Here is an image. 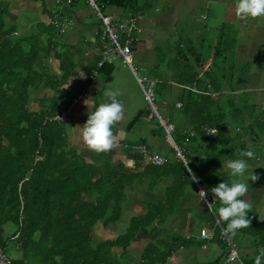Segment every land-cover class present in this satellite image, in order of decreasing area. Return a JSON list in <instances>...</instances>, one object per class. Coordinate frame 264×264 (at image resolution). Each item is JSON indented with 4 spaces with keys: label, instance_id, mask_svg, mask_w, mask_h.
I'll return each instance as SVG.
<instances>
[{
    "label": "trees",
    "instance_id": "obj_1",
    "mask_svg": "<svg viewBox=\"0 0 264 264\" xmlns=\"http://www.w3.org/2000/svg\"><path fill=\"white\" fill-rule=\"evenodd\" d=\"M156 2L98 0V5L102 10L120 9L128 17H145ZM14 30L4 25L0 13V252L8 256V243L15 244L21 257L11 259V264H121L123 253L137 233L165 223L187 192L197 193V185L209 190L224 181L231 183V170L224 169L221 160L249 150L248 142L252 148L264 142V103L248 104L245 93H235L228 82L234 77L238 41V31L229 23H222L216 30V40L207 45L210 63L206 64L192 44L178 39L171 46V58H166L172 79L157 75L160 84L154 90L156 97L170 85L177 88L170 108L161 112L163 119L175 127L171 138L184 161L170 148L172 158H166L162 166L140 168L137 163L131 170L107 161L87 164L68 144L64 124L51 120L62 86L76 67L70 47L62 45L60 75L51 74L45 59L53 49L55 30L46 26L35 40L13 37ZM100 33L102 36V30ZM41 56L44 60L37 67ZM98 61L99 56L88 71L96 70L107 83L114 64L98 69ZM42 85L51 88L56 97L50 101L49 110L42 107L31 111L29 93ZM220 96L225 100H219ZM145 115H149L148 109L140 111L128 127ZM176 116L189 121V132L175 121ZM157 125L165 138L158 120ZM215 128L216 135L208 134ZM243 158L250 163L251 159ZM192 173L199 182L192 180ZM162 182L163 199L145 202L146 213L133 216L123 234L112 240H95V227H113L120 221L127 192L138 186L152 193ZM207 199L214 200L210 191ZM221 206L219 201L214 202L206 208L204 217L214 229L213 239L225 246L227 241L220 228H226L227 222L216 225ZM255 209L250 207L249 212ZM250 220L251 225L239 236L251 237L249 245L254 254L245 264H254L264 248V220L259 222L257 213ZM167 250L161 256L145 258L144 264L164 262L170 254Z\"/></svg>",
    "mask_w": 264,
    "mask_h": 264
},
{
    "label": "crops",
    "instance_id": "obj_2",
    "mask_svg": "<svg viewBox=\"0 0 264 264\" xmlns=\"http://www.w3.org/2000/svg\"><path fill=\"white\" fill-rule=\"evenodd\" d=\"M201 1L202 0H157L156 6L158 7V10L162 9V12L159 15H155V18L154 16L151 17L149 15H146L147 18L140 16L141 18L138 26L140 27L141 31L139 33L138 42L135 46L136 49L134 48L135 51L137 52L143 49L142 42H139V40L142 39L141 37H143L141 36L143 30L141 24L147 23L148 25L156 24L158 26L159 24H162L165 26L164 28L167 32L165 33L164 30L162 31L166 34L162 39V44H157L154 46L153 50L149 49L150 54H155L156 56L159 50L165 49L166 58L169 59L168 55L171 54V46H173L174 42L178 39L182 40L186 45L192 44L198 51L199 48H202L207 52V41L211 39L214 40V38L210 39L208 34L200 36L199 34L201 33H198L199 28L196 30V32H192L195 26L185 29L188 18H191L190 14L194 12L196 5L197 7L201 5ZM5 2L6 6L4 5ZM219 2L225 3V6L228 7L225 19L226 21L222 23L227 24L228 21L230 23L233 14L236 12L237 0H219ZM83 7L84 6L76 3L65 8L74 23L69 27V30L71 29L68 33L69 37L63 38V40L58 39L59 36L67 34V29L62 35H58V33L54 31L55 35L51 38V48L53 49L45 59L48 72L51 74L60 75V52L58 49L62 48L63 44L70 47L71 52L74 53V58L77 63L75 69L72 71V74L63 84V92L61 97H58V100L62 98L67 99L68 97L81 93L87 94V96L80 100L79 103L73 108L72 122L64 124L68 144L87 164L99 165L103 161H107L114 166L122 164L128 170L135 168L137 163L139 164L140 168H143L142 156L136 150L125 148V145H144L152 154H162L163 157L167 159L172 158L171 149L168 147V145H166L165 138L157 131L154 125H150V130L146 133L148 142L143 138L139 140V144L130 140H126L125 138L128 137L130 131L134 127H128L130 121L126 125H122L126 119V114H124L122 121L114 125L113 131L115 134L117 147L113 151L107 153H96L95 151L90 150L83 142L82 130L83 125L88 119L89 112V109L84 104V100L89 97L95 98V104L97 106L100 103L109 102L108 98L104 96V92L107 89V85L113 80L111 76V80L106 83L102 75L97 74L95 77H93L92 71H88L89 66L94 63L95 58L98 56L96 52V46H98L99 42L101 41V27L100 25H93L87 21L86 17H88L87 15L89 10H84ZM57 9L58 6L56 4V0H0V13L4 14L5 16L4 20L2 19L4 25H6L5 23L8 22L10 24L9 27H14L15 30L12 32V36L18 38H26L28 33H31L34 28L35 31L39 28H42L43 31V28H46L47 26L46 23L54 16V14L57 12ZM108 9L118 10V14L114 16L121 18H123V16L125 17V12L120 9L114 7ZM207 14L200 13L197 17L193 16L192 19L195 23H200L208 19L209 15ZM126 16L128 18L127 14ZM247 20L248 19H242L240 17V20L237 19L235 23L238 21L242 23L243 21ZM260 20L261 22L259 23H256L257 20L256 22H253V25L256 28L254 33L252 31L245 33L243 31L245 26H241L240 30H238L242 32L240 33L241 36L239 35L240 39L238 37L236 47L239 48V51H242L243 54L245 51L252 52L251 50L254 48L260 49L261 47H264V19L260 18ZM249 21L251 22L252 19H249ZM73 27H76V30H72ZM216 28L214 29L216 30ZM205 30H207V28ZM145 37L146 36L143 38ZM149 53L145 57L147 60L151 61V56ZM90 58L92 59L90 60ZM157 59L158 57L156 56L155 63L157 62ZM43 60L44 59L41 56L38 59V64H36V66L40 67ZM235 70L236 71H234V75L235 73H238V69L236 67ZM153 78L159 79L157 75H155ZM257 89L259 93L258 99H262L261 104H263L264 85L257 86ZM55 94L56 93L51 88L45 85L40 86L38 89H32L29 93V109L36 112L39 111L40 108L46 107L47 110H49L51 105L50 101L53 99V97H56ZM118 99L120 100V98ZM90 110L94 111L95 109L92 108ZM142 110L145 111L146 109H139L137 114ZM149 115L141 117L139 121L142 119H145V121H151L152 118ZM175 121L182 124L186 132L190 131L191 126L188 120H181L179 116H176ZM137 123L138 122L135 124ZM142 142L144 143L141 144ZM148 143H151L154 151H152ZM253 151H255V155L264 157V147H259ZM230 157L221 160V163L223 161H227L230 159ZM258 160L259 158L256 159V161ZM251 166H249V168L253 170L255 167L254 164ZM237 178L239 179V177ZM164 187L165 182H162V184H160L158 188L152 193L138 186L135 187L134 191L127 192L128 198L124 203H122V210L124 211L120 221H118V223L113 227L102 228L101 225L97 226L99 230L98 237L103 240H112L123 234L126 231L129 220L133 216L143 215L146 213L147 210L145 208V202H157L163 199ZM197 194L198 193L187 192L174 213H172V215L168 217V219L162 225H154L152 228L149 227L141 229L137 233L136 237L132 240L126 251L123 253L122 258L120 259L121 264H144L145 258L156 257L157 255L161 256L166 251H168L167 249H170V254L168 257H166L165 261L159 262L155 260L152 264H239L238 262H229L227 260L228 255L225 256L224 248L228 246V243L223 246L218 241L213 239L214 229L209 225V222H207L204 217V214L207 212L206 208L208 207L205 208L203 204H201V198ZM256 211L257 220L259 219L258 221L262 222L264 220V210ZM254 215V212L251 211L248 213L247 218L253 219ZM217 221L218 220H216V225H219L220 223ZM201 230L212 232V238L209 240L201 238ZM96 231L97 230H95V233ZM226 234L228 240L238 252L240 262L245 264L244 260L252 257L254 254L252 247L249 245V240L251 237L245 236V238H243L244 236H242L240 240L241 243L238 242L237 245L235 240H230L229 234L227 232Z\"/></svg>",
    "mask_w": 264,
    "mask_h": 264
},
{
    "label": "rangeland",
    "instance_id": "obj_3",
    "mask_svg": "<svg viewBox=\"0 0 264 264\" xmlns=\"http://www.w3.org/2000/svg\"><path fill=\"white\" fill-rule=\"evenodd\" d=\"M78 4H80L81 6H84L83 7L84 10L85 9L89 10L88 15H87L88 17H86L87 21H89V23H91L93 25L94 24H97L98 26L100 25L101 30H102V26L99 23V20L97 19L95 13L91 10V8H89L86 5L85 0H79ZM200 4L201 5H199L198 7L196 5L194 12L192 14H190L191 18H188L185 29H188L191 26H195V28L193 29L192 32H196V30L199 28L198 33H201V34H199L200 36L208 34L210 39L214 38V40H216V30L218 29V27H220L222 22L226 21L225 19H226L228 7L225 6V3H220L219 0L218 1L202 0ZM4 5L6 6V2ZM156 7L157 6L155 4L154 8L152 10H149V12H147V16L148 15L151 17L154 16V18H155V15H159L162 12V9L158 10V7L157 8ZM101 13L103 15L112 16L113 18H118L120 20H124L127 18L126 13H124L125 17L123 16V18L114 16V15L118 14V10H115V9H113V10H109V9L106 10L105 9V10H102ZM200 13H205V14L208 13L207 15H209V17L205 21H202L200 23H195L193 21L192 17L193 16L197 17ZM4 18H5V16H4V14H2V19L4 20ZM144 18H147V17L145 16ZM260 18L264 19L262 17H257V18L248 17V18H246V19H248L247 21H243L242 23L238 21L237 23H235V21L237 19L240 20V17L237 16V14L235 12V14H233V16L230 20L231 22L229 23V21H228L227 23L231 24V26L233 28H235L237 31L240 30L241 26L242 27L245 26V28L243 30L245 33L248 31H250V32L252 31L254 33L256 28L254 27L253 22L254 21L256 22V20H257L256 23L261 22ZM249 19L250 20L252 19V21H251L252 23L249 21ZM5 24H6L5 25L6 27L10 26V24L8 22ZM245 24H247V25H245ZM165 25L167 26L166 23H165ZM141 26L143 29L141 36H143V37L146 36L145 38L141 37L142 39L139 40L140 43L142 42V48L143 49L136 52L135 51L136 48H135L133 51V64L137 68L138 74L142 77L147 78V79H152L155 75H158L160 77H164L167 80H171L172 78L170 76H172V72L169 71V68L167 66L168 61H166L165 49L159 50L158 53L156 54V56L158 57L156 63H155V59H156L155 54L149 53L150 50H153L154 46H156L157 44H159V45L162 44V39L166 35L165 33H167L165 31V28H164L165 26H163L162 24H159V26H161V27H159L156 24L148 25L147 23L146 24L143 23V24H141ZM206 28H207V30H205ZM214 28H216V30ZM41 30H42V28H41ZM41 30L37 29L35 31V28H34L31 33H28L27 37L35 40V38L38 35H40ZM70 30L68 27L67 31H66L67 34H65L63 36H59L58 39L63 40V38H68L69 37L68 33L70 32ZM72 30H76V27H73ZM163 30L165 31V33L162 32ZM170 31H171V27H170ZM241 32L242 31H238V33H239L238 37H239ZM146 34H148V35H146ZM58 35H60V34H58ZM239 39H240V37H239ZM39 40H40V38H39ZM214 40L213 39L208 40L206 45H208V43L213 42ZM173 41H174V39H173ZM44 42H45V40L43 39V44H44ZM140 43H139V45H140ZM239 43H240V41H239ZM24 47H28L27 44H25ZM63 49L64 48H61L58 50H59V52L60 51L63 52ZM238 51H239V48L236 47V51L234 54V58H235L234 62H235V67L238 69V73H235L233 79H230V77H229L228 82H230L232 88L235 89V93H237V94H244L245 93V95L247 96V99H248V104L260 105L262 102V99H258L259 93H258L257 86L264 85V54H263L264 47H261L260 49L254 48L253 50H251L252 52L245 51L244 54L242 53V51H239V52ZM199 52L206 59L205 60L206 64L210 63L211 56L209 54H210L211 50L206 52L204 49L199 48ZM148 53L151 56V61L147 60V58L145 57ZM171 56H172V54H169L168 58H171ZM91 59L92 58H90V60ZM114 67H115V69H114V72L112 74L113 80H112V82H110V84L107 85L106 90L111 89L113 91H119L121 93L119 98H120V101L124 105V109H125L124 114H126L125 115L126 119L122 123V125H126L137 114L139 109H144V110L146 109L147 110L148 106H147V103L145 102V100H143L144 99L143 92L141 91V88L139 87V85L136 84L135 78L132 75V73L130 72V70L125 65H123L121 63L120 59L115 61ZM168 71H169V73H168ZM166 73H168V74H166ZM150 77H152V78H150ZM156 87L157 86H155V88ZM155 88H154V90H155ZM176 92H177V88L174 85H170L163 92L162 96L156 97V105L159 109L158 112L161 115V117L162 116L164 117V113H162L161 111H168V109L170 108V105L173 103L174 95ZM238 97L239 96H237V98ZM219 100L224 101L225 99H224V97L220 96ZM150 125H154V127H158L157 119L153 118L151 121H145V119H142L141 121H138V123L130 131V134L128 135V137H126L125 139L133 141L134 143H137V144H139V142H140L139 140L141 138L146 139V141L148 142L146 133L149 132V130H150L149 126ZM165 143H166V145H168L169 148H172L171 145L168 143V141H165ZM148 144L150 145L152 151H154L153 146H151V143H148ZM251 145H252L251 142H248V149L253 151V150L258 149L259 147L263 148L264 142H261L260 144H258V147L253 146V148H252ZM159 153H163V152H159ZM253 153L255 154V151H253ZM160 155H162V154H160ZM254 157H255V159L259 158V160L255 161V159L252 158L250 160L249 166L254 164L255 167L253 168V172L255 174L260 175V179L256 182H252L251 180L247 179L248 174L252 171L250 168H249V173H246L245 177H243V178L239 177V179L245 180V182H247L249 184V190L246 193V196L242 197L241 199H246L250 203L251 207L252 206L256 207L257 209H255L253 211L251 210L252 212H254V214H256L255 213V212H257L256 210H264V157L263 156L259 157L258 155H254ZM241 158L242 157H240L239 154H237V155L233 154L230 157V159H228L227 161H223L221 164H222L224 169L230 170L227 168L228 162L232 161V160H236V159H241ZM236 178L237 177H234V179H236ZM201 204H203V206L205 208L207 207V205L205 204L204 201H201ZM123 211L124 210H122V214H123ZM95 229L97 231L94 235V238H95V240H98L99 239L98 227H95ZM99 229H101V228H99ZM243 229L237 230L235 235L228 233L231 240H235L237 245H238V242L241 243V241H240L241 238L239 236H240V234H242ZM103 238H104V236H103ZM243 238H245V236ZM14 247H15V244L13 242L8 243L7 255L10 259H18L21 257L20 252L18 250H16ZM224 252H225V256H227L229 253L228 246L226 248H224ZM247 259H245V260H247Z\"/></svg>",
    "mask_w": 264,
    "mask_h": 264
},
{
    "label": "built area",
    "instance_id": "obj_4",
    "mask_svg": "<svg viewBox=\"0 0 264 264\" xmlns=\"http://www.w3.org/2000/svg\"><path fill=\"white\" fill-rule=\"evenodd\" d=\"M79 0H56L58 6L57 12L54 16L48 20L47 26H51L58 34L62 35L65 30L73 25V21L65 9L67 6L72 5V3H78ZM86 5L91 8L95 13L97 19L101 21L102 25V36L101 41L98 46H96V52L99 56V61L97 62V68H101L105 64H114L116 60L120 59L121 63L125 65L132 75L134 76L136 83L141 88L143 92V97L147 103L148 110L150 112V117H155L165 133V140L171 145L172 149L175 150L176 157L184 161L183 156L174 144L171 134L174 131V125L170 122L164 120L159 114V109L156 105V96L154 92L155 86L160 84V80L153 78L147 79L138 74L137 68L133 64V51L138 42L139 33L141 31L138 26L140 22V16L128 17L124 20L118 18H113L109 15H103L101 13L102 8L98 5V0H85ZM97 75L96 70H92V76ZM87 96L86 93H81L68 97L67 99H59L57 104V111L54 113L51 120L59 124H67L72 122L73 108L79 103L80 100ZM180 103L176 104V107H180ZM62 119H57V116ZM211 130L209 129L208 132ZM125 148H130L136 150L142 156V166H162L166 162V158L157 154H152L144 145L138 146H128ZM198 192L201 187L198 185ZM208 201V199H207ZM207 205V203H205ZM208 207V206H207ZM209 208V207H208ZM221 234L226 239L229 245V253L227 260L229 262H238L243 264L239 260L238 252L235 247L228 240L226 232L221 228ZM201 238L211 239L212 232L201 230ZM0 264H11V259L6 256L3 252H0Z\"/></svg>",
    "mask_w": 264,
    "mask_h": 264
},
{
    "label": "clouds",
    "instance_id": "obj_5",
    "mask_svg": "<svg viewBox=\"0 0 264 264\" xmlns=\"http://www.w3.org/2000/svg\"><path fill=\"white\" fill-rule=\"evenodd\" d=\"M236 14L242 19L264 17V0H237ZM120 95L119 91L108 89L104 92V96L108 98L109 102L100 103L98 106L95 104V98L89 97L84 100L89 112L88 119L83 125L82 138L86 146L96 153L111 152L117 147L113 128L124 118V105L118 99ZM92 108L95 110H90ZM57 119L62 118L58 115ZM217 131L215 128L208 134L216 135ZM239 155L242 158L229 161L227 168L231 170V176L243 178L246 173H249L248 161L243 157L252 159L254 153L252 150H247L241 151ZM191 178L199 182L195 173H192ZM247 179L256 182L260 179V175L255 174L252 170ZM248 190L249 184L245 180L233 179L231 183L224 181L209 190L201 189L198 195L209 208L214 202H220L222 206L217 210V222H227L224 231L235 235L237 230L247 228L251 224V220L247 218L251 205L246 199H241L246 196ZM208 191L214 195L212 202L207 201ZM254 264H264V248L259 250Z\"/></svg>",
    "mask_w": 264,
    "mask_h": 264
},
{
    "label": "water",
    "instance_id": "obj_6",
    "mask_svg": "<svg viewBox=\"0 0 264 264\" xmlns=\"http://www.w3.org/2000/svg\"><path fill=\"white\" fill-rule=\"evenodd\" d=\"M197 188H198V185H197Z\"/></svg>",
    "mask_w": 264,
    "mask_h": 264
}]
</instances>
